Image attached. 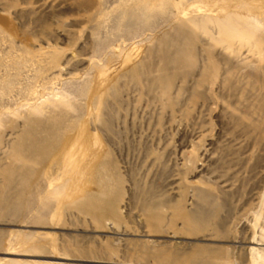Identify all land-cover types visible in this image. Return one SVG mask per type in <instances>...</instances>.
<instances>
[{
    "label": "rangeland",
    "instance_id": "rangeland-1",
    "mask_svg": "<svg viewBox=\"0 0 264 264\" xmlns=\"http://www.w3.org/2000/svg\"><path fill=\"white\" fill-rule=\"evenodd\" d=\"M0 264H264V0H0Z\"/></svg>",
    "mask_w": 264,
    "mask_h": 264
}]
</instances>
